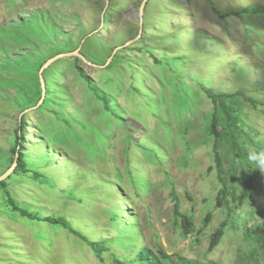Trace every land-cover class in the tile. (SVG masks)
<instances>
[{
  "label": "rangeland",
  "instance_id": "374dc122",
  "mask_svg": "<svg viewBox=\"0 0 264 264\" xmlns=\"http://www.w3.org/2000/svg\"><path fill=\"white\" fill-rule=\"evenodd\" d=\"M143 1L0 0V176L18 145L30 171L12 172L5 190L42 217L112 241L100 259L81 236L5 210L0 190V264H117L141 245L194 263L264 264L247 234L264 220V173H247L249 197L231 218L216 208L213 106L202 88L258 101L244 103L243 127L264 145V0H148L141 16ZM76 50L87 61L50 64L45 97L34 94L31 107L25 90L35 91L43 64ZM18 57L30 72L6 61ZM239 170L227 178L237 192ZM116 204L126 228L108 227ZM177 207L193 221L187 237Z\"/></svg>",
  "mask_w": 264,
  "mask_h": 264
},
{
  "label": "trees",
  "instance_id": "16d2710c",
  "mask_svg": "<svg viewBox=\"0 0 264 264\" xmlns=\"http://www.w3.org/2000/svg\"><path fill=\"white\" fill-rule=\"evenodd\" d=\"M7 63L11 66H15L18 63L22 64L25 72H30L32 69L27 62V60L23 57L15 58V62L7 59ZM27 63L28 68L30 70H25V64ZM45 64V63H44ZM43 64V65H44ZM83 75V73L81 72ZM37 82L35 85V91L31 92L30 90H25V93L29 100V105L32 107L35 105V101L33 95L35 94L38 99L42 98V87L39 77L36 78ZM205 94L208 99L211 101L213 106V111L211 115L210 121V135L214 138L213 145V157H214V170L217 174L218 183L220 184V190L216 197V208H226L228 209L227 216L231 218L233 213V207H235L234 203L237 204V207L244 203L245 200L249 197V193L251 190L250 182L247 178V173L250 171L252 173L256 172V169H253L247 161V153L248 149L245 145L246 138L248 141L252 142L254 145L256 144L259 150L264 149V145L261 143H255L253 138H250V135L244 129V103H248L252 105V107L257 108L258 101H254L246 97L241 92H217L212 88H207L206 86H202ZM91 89L96 94L98 91L95 87L91 86ZM101 97L100 95H98ZM240 98V99H239ZM102 100V98L100 99ZM106 107L108 108L107 102H105ZM20 130L22 131V126H20ZM18 136V135H17ZM17 141H20V138L17 137ZM225 144L226 147L221 149V144ZM19 143H17L18 145ZM12 153L14 155L18 154L17 158V166L14 170L15 174H26L30 171L27 170L26 156L23 152V149L16 146L12 149ZM15 159L13 160V162ZM227 164L231 167L228 172ZM237 169L239 170V181L242 182V188L240 191H235V188L230 186L227 181L228 176L230 174L233 176L231 180H234V176L237 174ZM212 171V169H211ZM12 176L8 177L10 179ZM231 181V182H233ZM7 187V180L0 182V190H4L5 196L1 198V202L5 210H10L12 213H18L23 218H28L31 221L35 222H44L49 223L51 225H59L64 229L69 230L71 233L81 236L90 246L93 247L94 251L98 258H102V256L108 252L110 249L107 246L112 241L106 239L103 231L100 232H91L90 234L84 236L80 230L73 227L72 222L65 217H54L47 216L42 217L39 213L40 210H31L30 208L18 203L15 199H13L10 194L5 190ZM120 196V195H119ZM125 202L128 203V199H125ZM119 204H116L112 208H110L108 222L109 228H115L116 225H121L126 228L128 227V222H121L119 219L120 214L123 211L119 210ZM176 216L181 218V235L182 237H187L194 233V225L193 221L190 217L182 214L178 207L176 209ZM129 218L130 216L127 215ZM228 218V219H229ZM210 216H207L205 219V224L209 222ZM133 222H136L137 219L134 217L132 219ZM227 221L225 220L221 226L217 229L215 233H213L211 247L214 249L221 238L224 236L225 228L227 227ZM131 227L137 228L135 224H131ZM85 230L87 228H84ZM117 231L121 232L117 229ZM247 234L254 242L257 249L264 256V220H261L257 223H254L251 227L248 228ZM99 235L102 236L99 239ZM91 237L94 239V243L91 242ZM118 239V238H117ZM116 240V239H115ZM114 240V241H115ZM158 249L152 250L148 248L146 245H141V248L138 252H134L132 256L125 259L116 260L117 264H203V263H194L192 260H188L186 258L180 257L176 254H167L165 249L162 246H158ZM178 257V259H176ZM207 264H217L213 261L208 262Z\"/></svg>",
  "mask_w": 264,
  "mask_h": 264
},
{
  "label": "water",
  "instance_id": "95a60500",
  "mask_svg": "<svg viewBox=\"0 0 264 264\" xmlns=\"http://www.w3.org/2000/svg\"><path fill=\"white\" fill-rule=\"evenodd\" d=\"M147 2H148V0H144L143 3H142V5H141V7H140V15H141V16H142V14H143V10H144V7L146 6ZM140 33H141V31H140ZM140 33L138 34V36H137L135 39H132V40H130L129 42H127L125 45L116 48V50H117V49H120V48H124V47L128 46L129 44L136 42V41L139 39V37H140ZM67 56H78V57L81 58L82 60H86V59H84V57H82V55H80V54L78 53V50H76V51L71 52V53L61 54V55H59V56H57V57H54V58L50 59L49 61H47V62L42 66V68H41V70H40V74H39L40 81H41V85H42V89H43V90H42V99H44V97H45V90H46L45 82H44V79H43V77H42V72H43L45 69H47L48 66H50V64L54 63L55 61L60 60L61 58L67 57ZM110 60H112V57L110 58ZM86 61H87V60H86ZM42 101H43V100H42ZM42 101H41V102H42ZM17 158H18V154L16 155V158H15V161H14V163H13V166H12V167H11L6 173H4L3 175L0 176V182L6 180V179L12 174V172H14V170H15V168H16V166H17V163H18V162H17Z\"/></svg>",
  "mask_w": 264,
  "mask_h": 264
},
{
  "label": "clouds",
  "instance_id": "9594fccd",
  "mask_svg": "<svg viewBox=\"0 0 264 264\" xmlns=\"http://www.w3.org/2000/svg\"><path fill=\"white\" fill-rule=\"evenodd\" d=\"M247 161L253 169L264 173V149L257 150L255 148H249Z\"/></svg>",
  "mask_w": 264,
  "mask_h": 264
}]
</instances>
